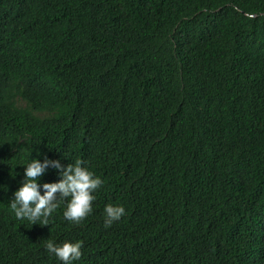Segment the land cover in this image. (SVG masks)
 Listing matches in <instances>:
<instances>
[{
  "label": "trees",
  "instance_id": "trees-1",
  "mask_svg": "<svg viewBox=\"0 0 264 264\" xmlns=\"http://www.w3.org/2000/svg\"><path fill=\"white\" fill-rule=\"evenodd\" d=\"M45 157L104 181L79 224L11 211ZM48 240L83 241L74 264H264V0H0V264H62Z\"/></svg>",
  "mask_w": 264,
  "mask_h": 264
},
{
  "label": "clouds",
  "instance_id": "clouds-1",
  "mask_svg": "<svg viewBox=\"0 0 264 264\" xmlns=\"http://www.w3.org/2000/svg\"><path fill=\"white\" fill-rule=\"evenodd\" d=\"M249 18L253 17L250 15ZM50 166L59 174V180L41 183V177ZM103 183L99 176L84 165L83 160L63 165L60 159L45 157L42 162L40 159H31L24 167L23 180L13 193L9 207L16 219L46 226L60 202L66 201L64 219L79 224L92 213L96 199L94 193ZM103 213L104 226L109 228L126 215V209L121 204H108ZM45 247L46 251L53 254L62 264H74L83 255V241L80 240L65 241L59 245L48 240Z\"/></svg>",
  "mask_w": 264,
  "mask_h": 264
}]
</instances>
